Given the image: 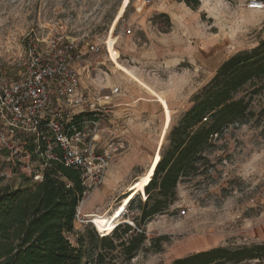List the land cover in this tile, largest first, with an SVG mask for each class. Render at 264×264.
Wrapping results in <instances>:
<instances>
[{
    "label": "rangeland",
    "instance_id": "rangeland-1",
    "mask_svg": "<svg viewBox=\"0 0 264 264\" xmlns=\"http://www.w3.org/2000/svg\"><path fill=\"white\" fill-rule=\"evenodd\" d=\"M199 1L192 9L177 0H0V78L15 77V62L26 58L35 35L100 46L98 53L83 48L74 68L80 91L101 104V136L117 149L101 184L78 205L86 221L75 222L77 232L93 228L101 237L98 232L117 222L133 224L138 210H128L130 199L123 197L131 185L143 187L193 95L223 61L264 39V7L250 9V0ZM263 106L264 97H255V116L225 129L207 153L209 167L181 179L169 210L145 225L144 249L129 263L117 253L110 264H170L215 247L264 243ZM64 114L66 119L71 110ZM112 126L120 135L108 138ZM25 137L17 135L16 142ZM0 175L13 187L36 182L8 162L6 152H0ZM160 236L166 239L156 251L153 240ZM68 238L76 244L75 234Z\"/></svg>",
    "mask_w": 264,
    "mask_h": 264
},
{
    "label": "trees",
    "instance_id": "trees-1",
    "mask_svg": "<svg viewBox=\"0 0 264 264\" xmlns=\"http://www.w3.org/2000/svg\"><path fill=\"white\" fill-rule=\"evenodd\" d=\"M177 1L192 9L200 5L199 0ZM258 96L264 97V39L223 61L193 95L191 107L166 134L143 187L131 185L127 190V209L139 213L132 218L133 224L117 222L103 237L93 228L75 230V213L86 191L80 169L67 167L57 158L40 164L44 165L42 180L29 185L2 184L1 176L0 264H110L117 253L129 263L144 249L145 225L169 210L182 178L209 167L207 153L217 147L216 140L228 126L255 116L253 100ZM259 113L264 115V106ZM27 147L34 149L31 140ZM69 234L76 235V244L71 243ZM165 239L153 240L156 251ZM254 259H264V243L235 249L215 247L176 258L170 264H237Z\"/></svg>",
    "mask_w": 264,
    "mask_h": 264
},
{
    "label": "built area",
    "instance_id": "built-area-1",
    "mask_svg": "<svg viewBox=\"0 0 264 264\" xmlns=\"http://www.w3.org/2000/svg\"><path fill=\"white\" fill-rule=\"evenodd\" d=\"M263 7L262 1L248 3L250 9ZM34 37L36 42L28 44L26 58L15 62V77L0 78V152H6L7 161L36 182L43 177L44 165L40 164L49 159L58 158L65 166L80 169L86 186L83 201L89 190L101 184L117 149L113 143L97 146L101 104L91 102L80 91L74 68L86 54L83 48L98 53L100 46L88 42L85 46L80 40L65 39V35ZM68 109L71 114L65 119ZM17 135L26 137L16 142ZM30 140L33 150L27 147ZM85 221L77 207L75 222Z\"/></svg>",
    "mask_w": 264,
    "mask_h": 264
},
{
    "label": "crops",
    "instance_id": "crops-1",
    "mask_svg": "<svg viewBox=\"0 0 264 264\" xmlns=\"http://www.w3.org/2000/svg\"><path fill=\"white\" fill-rule=\"evenodd\" d=\"M102 131H103V130H102V127H101V128H100V131H99L100 137H99L98 140H97V146H98V147H101V148H104L105 146H107V144H108L107 141H108V140L105 141L106 138H103V137L101 136V135L103 134ZM107 131H109V133L111 134V135H110L109 133L107 134V137L109 136L108 138H110V136H112V134L115 135V136H113V138L116 137L117 135H120L118 131H117V132L115 131V126H112L111 128L107 129ZM101 137H102V138H101ZM100 138H101V139H100ZM100 141H101V142L103 141V143H101ZM100 144H101V145H100ZM157 159H158V158H157ZM130 184H131V183H130ZM127 187H128V186H127ZM127 187H126V190H127ZM126 194H128V191H126L125 195H126ZM123 198H124V197H123ZM113 211H114V209H113ZM83 213H84V212H83ZM85 216H86V215H85V213H84V217H85Z\"/></svg>",
    "mask_w": 264,
    "mask_h": 264
}]
</instances>
